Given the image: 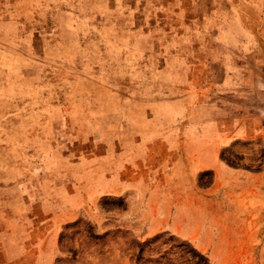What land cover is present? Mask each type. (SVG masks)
<instances>
[{
    "label": "rangeland",
    "instance_id": "rangeland-1",
    "mask_svg": "<svg viewBox=\"0 0 264 264\" xmlns=\"http://www.w3.org/2000/svg\"><path fill=\"white\" fill-rule=\"evenodd\" d=\"M213 2L0 0V264H264V103L202 99L212 169L180 111ZM65 160L84 209L55 224Z\"/></svg>",
    "mask_w": 264,
    "mask_h": 264
},
{
    "label": "crops",
    "instance_id": "crops-1",
    "mask_svg": "<svg viewBox=\"0 0 264 264\" xmlns=\"http://www.w3.org/2000/svg\"><path fill=\"white\" fill-rule=\"evenodd\" d=\"M212 6L211 16L208 14L210 17H207L211 24L207 26L205 35L199 40L197 47V70L190 73V67L188 68L189 74L185 75L189 77L181 82L183 89L178 92L182 94L179 95L182 98L181 107L179 106L182 116L188 122L190 119L196 121L199 141L206 144L203 150L208 154L204 156L202 169H212L210 159H216L217 145H221L226 137L221 133L219 122L213 118L211 102L205 103L202 99L217 94L228 95L241 102L242 98L254 96L264 103V14L262 13L259 25L257 10L253 5L241 8L230 1L215 0ZM208 31L213 32L217 39H212ZM160 58L155 63L157 74H160L159 67L163 63L166 65L168 59H163V56ZM180 60L184 65L189 64L186 56ZM168 70L171 71L169 67L164 66L163 72ZM189 79L191 81L187 82ZM173 80L171 83L175 84L176 81ZM189 93H193L194 97L185 100V95ZM191 106L197 107L198 119L192 116ZM253 114L252 112L249 116ZM211 131L216 136L206 137L211 135ZM185 138L190 142L189 135L185 134ZM63 164L64 173L56 176L55 186H52L53 191L59 195L52 202H47L46 206L52 214L51 221L55 224L69 220L79 208L84 209L81 187L68 181L70 177L67 172L71 167L67 160ZM109 187L110 184L107 183L106 188Z\"/></svg>",
    "mask_w": 264,
    "mask_h": 264
},
{
    "label": "trees",
    "instance_id": "trees-1",
    "mask_svg": "<svg viewBox=\"0 0 264 264\" xmlns=\"http://www.w3.org/2000/svg\"><path fill=\"white\" fill-rule=\"evenodd\" d=\"M159 239V237H155L154 239H152L153 241L152 242H157Z\"/></svg>",
    "mask_w": 264,
    "mask_h": 264
}]
</instances>
